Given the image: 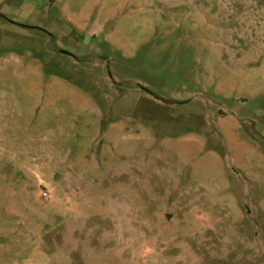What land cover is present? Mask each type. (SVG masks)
I'll use <instances>...</instances> for the list:
<instances>
[{"label": "rangeland", "instance_id": "obj_1", "mask_svg": "<svg viewBox=\"0 0 264 264\" xmlns=\"http://www.w3.org/2000/svg\"><path fill=\"white\" fill-rule=\"evenodd\" d=\"M0 264H264V0H0Z\"/></svg>", "mask_w": 264, "mask_h": 264}, {"label": "flooded vegetation", "instance_id": "obj_2", "mask_svg": "<svg viewBox=\"0 0 264 264\" xmlns=\"http://www.w3.org/2000/svg\"><path fill=\"white\" fill-rule=\"evenodd\" d=\"M235 15L237 16L238 15V12H235Z\"/></svg>", "mask_w": 264, "mask_h": 264}, {"label": "built area", "instance_id": "obj_3", "mask_svg": "<svg viewBox=\"0 0 264 264\" xmlns=\"http://www.w3.org/2000/svg\"><path fill=\"white\" fill-rule=\"evenodd\" d=\"M43 196H45V194H43Z\"/></svg>", "mask_w": 264, "mask_h": 264}]
</instances>
